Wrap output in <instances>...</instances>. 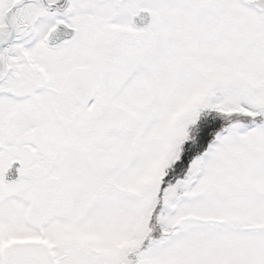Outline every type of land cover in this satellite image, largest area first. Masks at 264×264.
I'll return each mask as SVG.
<instances>
[{"label": "snow or ice", "instance_id": "1", "mask_svg": "<svg viewBox=\"0 0 264 264\" xmlns=\"http://www.w3.org/2000/svg\"><path fill=\"white\" fill-rule=\"evenodd\" d=\"M0 264H264V0H0Z\"/></svg>", "mask_w": 264, "mask_h": 264}]
</instances>
